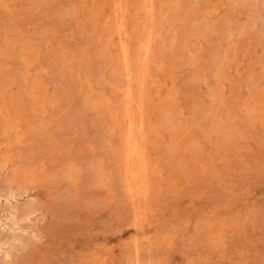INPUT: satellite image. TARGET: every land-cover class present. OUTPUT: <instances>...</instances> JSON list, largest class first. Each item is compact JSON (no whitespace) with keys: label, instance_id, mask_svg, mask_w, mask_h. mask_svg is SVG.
Instances as JSON below:
<instances>
[{"label":"rangeland","instance_id":"1","mask_svg":"<svg viewBox=\"0 0 264 264\" xmlns=\"http://www.w3.org/2000/svg\"><path fill=\"white\" fill-rule=\"evenodd\" d=\"M0 190L10 264H264V0H0Z\"/></svg>","mask_w":264,"mask_h":264},{"label":"bare ground","instance_id":"2","mask_svg":"<svg viewBox=\"0 0 264 264\" xmlns=\"http://www.w3.org/2000/svg\"><path fill=\"white\" fill-rule=\"evenodd\" d=\"M140 47V46H139ZM140 72V71H139ZM128 73V72H127ZM121 76V75H120ZM123 76V75H122ZM121 80V79H120ZM116 81V80H115ZM124 82H122V84H123ZM129 83V82H128ZM129 85V84H128ZM137 98H138V96H137ZM138 100V99H137ZM138 139V138H137ZM142 141V140H141ZM134 164V163H133ZM138 167V166H137ZM134 168V167H133ZM13 184H11V182L8 184V185H6V188H5V190L4 191H2V192H4V194H5V197H12L13 196V191L15 190V186H12ZM5 186V185H4ZM1 189H3L2 187H1ZM19 189V188H18ZM1 191V190H0ZM32 203V202H31ZM15 207H17V206H15ZM25 208H27V207H25ZM24 209V208H23ZM16 211L19 213L16 217H13V218H15L14 219V221H12V224H11V226L10 227H12V226H18L19 228L18 229H20V231L21 230H23L22 228H24V227H28V229H30L29 227L30 226H22L21 224L19 225L18 223H17V220H26V219H28L31 215H33L34 213H36L38 210H36L35 208H34V205H28V208L27 209H24L23 211H19L18 209H16ZM11 218V217H10ZM15 220H16V222H15ZM8 222H10V221H8ZM17 230V229H16ZM24 231V230H23ZM27 232V231H26ZM14 233H16V232H14ZM16 235H17V233H16ZM23 236H25V235H23ZM29 236V235H28ZM27 236V237H28ZM13 237V236H12ZM26 237V238H27ZM34 237V236H33ZM28 239H29V241H31L30 239H31V236L30 237H28ZM26 241H28V240H26L24 237H22L21 235H18L17 237H13V238H9V237H3V238H0V248L2 247V246H8L10 249L12 248H14L15 246H24V245H29V244H27L28 242H26ZM6 246V248H8ZM15 249V248H14ZM1 251V250H0ZM3 253H4V251H3ZM7 253H9L8 251H7ZM10 254V253H9ZM9 254H7L6 255V252H5V254H3L4 256L6 255V257H8V256H10ZM3 255H1L0 256V264H10V261H7V259L3 256Z\"/></svg>","mask_w":264,"mask_h":264}]
</instances>
